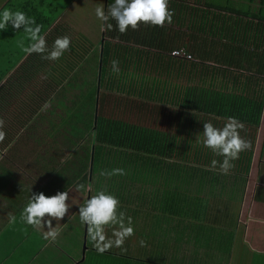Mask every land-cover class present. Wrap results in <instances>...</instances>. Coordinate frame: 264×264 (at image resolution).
Returning a JSON list of instances; mask_svg holds the SVG:
<instances>
[{
	"label": "crops",
	"instance_id": "0c3cea01",
	"mask_svg": "<svg viewBox=\"0 0 264 264\" xmlns=\"http://www.w3.org/2000/svg\"><path fill=\"white\" fill-rule=\"evenodd\" d=\"M105 1L102 0L104 8ZM168 1L178 25L163 27L173 34L178 32L179 24L188 22L191 7L200 14L199 4L204 0H193V4L186 0ZM178 2L187 6L180 10L181 14ZM258 2L255 0V4ZM69 4L59 10L49 0H0V8L22 10L36 23L38 15L54 18L43 33L49 46L57 36L67 35L70 41L58 59L59 65H65L67 57L68 67L61 68L38 53L23 51L17 42L23 40L27 45L29 41L21 29L8 26L0 30V72L5 73L0 80V129L4 132L0 140V264H264V103L245 180L231 178L227 173L222 174L221 181H212L216 187L223 184L226 195L215 210L221 214L218 217L189 216L190 210L182 208L185 197L177 199V193L180 196L184 192L179 187L178 191L169 187L171 196L173 192L178 201V210H171L173 214L168 217L167 203L162 200L164 189L167 190L166 172L101 176L100 172H92L91 161L88 172L66 163L72 158V150L80 154L76 145L83 141L77 129H86L81 116L62 122L70 105L59 111L63 114L58 115L59 119L49 114L57 109L52 101L56 97L52 89L56 69L71 73L74 66L80 72L78 67L84 59L69 60L72 34L81 33L67 22ZM86 73L91 76L92 71ZM211 174L208 172L207 176ZM77 184L83 187L77 189ZM102 187L118 198L124 226H128L130 218L133 231L120 246L100 252L97 248L113 241V233L121 230L120 225H105L104 240L93 239L90 226L79 219L78 205ZM203 189L190 190L193 207L195 203L200 207L205 204L211 210L219 191L208 186ZM58 190L67 191L69 196V207L62 218L53 219L50 226H33L23 221L21 212L29 194L51 195ZM10 216L15 219L10 221ZM49 227L58 233L54 239L44 238ZM173 240H178L175 248Z\"/></svg>",
	"mask_w": 264,
	"mask_h": 264
},
{
	"label": "trees",
	"instance_id": "16d2710c",
	"mask_svg": "<svg viewBox=\"0 0 264 264\" xmlns=\"http://www.w3.org/2000/svg\"><path fill=\"white\" fill-rule=\"evenodd\" d=\"M111 2L105 1V10ZM240 2L204 0L199 4L200 14L191 7L188 22L179 24L173 34L166 27L140 22L135 29L120 33L115 21H110L112 29L102 30L101 52L93 56L85 50L87 42L73 36L69 60L84 58L85 70L92 71V76L79 84L80 75L74 66L71 73L68 69L55 71L52 89L56 95L67 94L75 86L82 91L72 94L70 112L62 118L64 122L81 116L86 125V129H77L83 141L76 145L80 154L72 150V158L66 163L72 168L79 165L86 172L90 161L92 172L113 168L124 172L164 171L167 190L162 200L167 203L168 217L173 214L171 210H178L181 196L185 197L182 208L190 210L189 216L207 219L221 215L215 210L226 197L224 186L216 187L212 181H221L225 173L218 164L213 167L210 163L212 159L219 162L221 157L197 143V138L202 139L203 122L221 127L231 116L242 123L238 132L248 138L249 147L232 161L227 173L244 181L264 103V0L257 4L255 0H243L245 5ZM183 5L178 2L179 13L187 8ZM53 19L38 15L41 34ZM167 24L178 22L172 18ZM179 46L193 58L170 55ZM88 58L96 59V69L95 62H88ZM112 59L118 61V73L111 71ZM4 77L1 71L0 80ZM151 102L156 106H150ZM161 115L166 117L163 124L158 123ZM208 172L212 174L207 176ZM207 186L219 191L211 210L205 204L200 207L195 203L193 207L190 190L201 192ZM169 187L184 190L180 196L177 193V202ZM177 241L173 240V248Z\"/></svg>",
	"mask_w": 264,
	"mask_h": 264
},
{
	"label": "clouds",
	"instance_id": "9594fccd",
	"mask_svg": "<svg viewBox=\"0 0 264 264\" xmlns=\"http://www.w3.org/2000/svg\"><path fill=\"white\" fill-rule=\"evenodd\" d=\"M168 0H112L105 10L103 5L94 9L96 18L101 22V28L111 30L115 21L116 30L124 33L128 28L135 29L140 23H147L155 26H163L171 23L172 10L167 6ZM11 26L13 29H21L25 33V39L29 41L27 45L23 40L18 41V45L26 53H38L42 59L55 61L69 47V37L67 35L57 36L52 41L51 46L46 43L45 37L41 34V25L36 23L32 16L27 15L22 10L11 8H0V30ZM111 71L119 72L118 61H110ZM3 121H0L2 125ZM241 122L235 117L229 116L221 127L214 126L210 121H204L202 125V139L197 138V143H202L204 147L210 149L215 155L220 156L218 162L211 160V166H219L222 173H227L232 167V161L238 159L239 153L249 147V141L242 138L238 129L242 128ZM4 138V132L0 129V140ZM124 174V169L113 168L105 171L100 170L101 176H111ZM83 185L77 184L76 188L81 189ZM30 193V188L28 189ZM68 192L56 191L54 194L45 195L43 192H32L28 195L23 206L21 218L26 224L39 226L52 225V220L62 218L69 204ZM119 200L112 192L106 188H99L94 194L84 199L78 205L79 219L89 227V232L93 239L104 240L103 227L108 224H119L120 231L113 233L115 239L110 243H104L103 247L97 251L103 252L110 246H120L124 238L132 234L131 219L128 218V226L123 223L124 213L118 211ZM10 221L15 217L10 216ZM57 231L51 227L44 233V238L54 239Z\"/></svg>",
	"mask_w": 264,
	"mask_h": 264
},
{
	"label": "rangeland",
	"instance_id": "374dc122",
	"mask_svg": "<svg viewBox=\"0 0 264 264\" xmlns=\"http://www.w3.org/2000/svg\"><path fill=\"white\" fill-rule=\"evenodd\" d=\"M51 5H56L59 10L63 9L64 7H66L68 5V3H70L69 5V9L68 12L70 14L67 15V22L70 25V28L73 30H80V34H72V36H75L76 40H80L79 38H81L82 40H84L85 42H87V45L85 47V50H87L86 52L90 55H94L96 54V52L98 51L99 53L101 52L100 49V45L101 48L103 47V40L100 41V39L102 38V33H103V29L101 28V22L96 18L95 14H94V9L97 6L103 5L104 6V2L102 3V0H49ZM76 1V2H75ZM187 2H189L190 4H193L194 1L193 0H186ZM57 10L55 9V14H57ZM71 32V31H70ZM100 42V45H99ZM92 47V51L90 52V49ZM152 53L153 51L150 52V56L152 57ZM70 59V58H69ZM88 62L92 61L95 62V69H96V59L93 58H88ZM6 62V59H4ZM66 63L65 65L67 66V57H65ZM99 62L101 63V60L99 58ZM55 63H60L59 61H55ZM89 65V63H88ZM61 66V65H59ZM86 63L85 61L82 62L81 67H78V69L80 70L79 74H80V79H79V84L85 83V80L88 79V75L86 74ZM94 67V65H93ZM95 74V73H94ZM90 75L92 76V74L90 73ZM95 77V75H94ZM62 92V91H61ZM82 92L78 87H73L71 88L70 92L68 91L67 94H65L64 96H62V94H58L56 95V97L52 100L54 103L53 105L57 108L55 109V113L52 112L49 114L52 116H55L57 119H59L58 115L61 116L63 114H60L59 111L62 110L65 111L66 110V106L69 107V105H71L72 102V94L73 93H80ZM135 99L137 100V97H130L129 99ZM62 101V102H61ZM150 106H156L155 102H151ZM65 108V109H64ZM123 108V107H122ZM166 120V117L161 115L159 116L158 119V123L163 124ZM165 127V125H164ZM163 127V128H164ZM78 134V133H75ZM164 172V171H161ZM159 184V183H158Z\"/></svg>",
	"mask_w": 264,
	"mask_h": 264
},
{
	"label": "built area",
	"instance_id": "2783aa9c",
	"mask_svg": "<svg viewBox=\"0 0 264 264\" xmlns=\"http://www.w3.org/2000/svg\"><path fill=\"white\" fill-rule=\"evenodd\" d=\"M170 55L176 58L192 59V53L187 51L184 46L175 47L170 51Z\"/></svg>",
	"mask_w": 264,
	"mask_h": 264
}]
</instances>
